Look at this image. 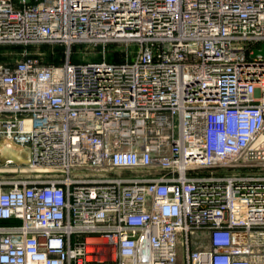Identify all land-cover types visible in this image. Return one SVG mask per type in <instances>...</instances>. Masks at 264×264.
I'll use <instances>...</instances> for the list:
<instances>
[{
	"label": "built area",
	"instance_id": "1",
	"mask_svg": "<svg viewBox=\"0 0 264 264\" xmlns=\"http://www.w3.org/2000/svg\"><path fill=\"white\" fill-rule=\"evenodd\" d=\"M43 43L0 61V264H264V0H0Z\"/></svg>",
	"mask_w": 264,
	"mask_h": 264
},
{
	"label": "rangeland",
	"instance_id": "2",
	"mask_svg": "<svg viewBox=\"0 0 264 264\" xmlns=\"http://www.w3.org/2000/svg\"><path fill=\"white\" fill-rule=\"evenodd\" d=\"M109 48V47H108ZM100 48L87 44H76L72 46L70 59L72 61L96 60L99 57ZM110 50V49H109ZM25 54L35 55L40 58L43 64H60L66 58L67 49L62 44L43 43L22 47L0 46V61L4 63H16ZM114 57H108V61H114Z\"/></svg>",
	"mask_w": 264,
	"mask_h": 264
},
{
	"label": "water",
	"instance_id": "3",
	"mask_svg": "<svg viewBox=\"0 0 264 264\" xmlns=\"http://www.w3.org/2000/svg\"><path fill=\"white\" fill-rule=\"evenodd\" d=\"M6 160H11L17 165L27 164L31 160L30 150L15 144L11 139L0 137V164Z\"/></svg>",
	"mask_w": 264,
	"mask_h": 264
}]
</instances>
